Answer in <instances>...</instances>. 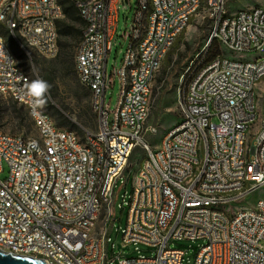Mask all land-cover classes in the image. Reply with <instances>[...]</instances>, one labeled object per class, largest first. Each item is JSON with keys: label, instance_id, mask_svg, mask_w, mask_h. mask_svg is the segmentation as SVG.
I'll return each mask as SVG.
<instances>
[{"label": "built area", "instance_id": "obj_1", "mask_svg": "<svg viewBox=\"0 0 264 264\" xmlns=\"http://www.w3.org/2000/svg\"><path fill=\"white\" fill-rule=\"evenodd\" d=\"M123 0H77L81 19L82 45L77 50L78 76L88 77L91 103L98 107L100 126L88 131L98 147L99 161L93 171L85 170L88 151L79 140L48 125L47 114L35 111L32 99L24 94L18 76L11 68L9 52L0 41V80L4 92L26 98L34 116L47 130L49 165L35 169L30 162L31 145L21 134H7L0 128V239L21 244H38L48 264H183L187 250L176 245L180 240H201L193 264H264V200L252 207L249 195L264 190V125L256 124L253 107L254 80L264 73V62H246V58L228 63L225 52L191 69L187 79L185 105L181 107L182 126L165 132L158 151H151L147 133L153 134L145 105L146 78H154L157 60H163L167 40L177 25L187 24L188 11L195 0H138L128 32L121 62L112 75L120 83L114 109L105 103L108 83L107 60L112 48L118 17L117 3ZM210 1L209 32H215L218 44L227 52L262 53L264 44V7L241 8L235 20L214 21V13L226 9V0ZM127 2V1H126ZM12 13H19L27 29L45 45L43 58L51 59L54 33H49L47 13L54 11L49 0H0V17L12 25ZM140 30L148 38L139 39ZM1 33V31H0ZM18 39V38H17ZM19 41V39H18ZM20 43V42H19ZM22 45V44H21ZM24 46V45H22ZM132 48H139L142 64H134ZM27 50V49H26ZM129 74V83H122ZM186 77V72H185ZM154 101V99L152 100ZM248 129V136H241ZM58 137H67V145L58 146ZM101 142H108V157H101ZM202 143V151H195ZM139 146L146 163L134 179V192L121 207H128L121 242L109 249L107 223L94 227L98 167H107L113 191L105 198L114 208L115 186L130 173L128 160ZM194 163L203 170L194 171ZM123 180L122 183H124ZM245 200V201H244ZM199 201H213L214 210L200 211ZM239 202L249 203L240 216L228 217V210ZM142 243L153 248L150 256L125 255L124 251Z\"/></svg>", "mask_w": 264, "mask_h": 264}, {"label": "rangeland", "instance_id": "obj_2", "mask_svg": "<svg viewBox=\"0 0 264 264\" xmlns=\"http://www.w3.org/2000/svg\"><path fill=\"white\" fill-rule=\"evenodd\" d=\"M138 0H127L124 4L119 1L117 3L118 17L115 26V34L112 40V48L107 60V77L108 83L113 82V85L108 87L105 92V103L109 104L110 109H114L116 101L118 98V92L120 88L119 80L116 76L112 75L113 69L117 68L121 62L123 52L127 47V40L122 36L124 32H128L130 25L133 21L134 9L137 5ZM227 6L231 11H236V9L241 8H254L256 6L264 7V0H226ZM191 25L188 26L186 31V41L175 42L173 46L168 51L165 58V62L168 64L165 71L159 70L155 83L153 84L154 102L151 108V114L149 118V123L157 126V133L151 134L147 133L146 137L150 141L154 148L160 146V141L163 134L175 126L179 122V112L176 105L177 99V87L179 85V75L183 69L187 66L189 60L194 58L201 48L206 43L210 22L203 8H200L191 20ZM69 60H73V52L76 47L74 39L69 40ZM219 49L221 52H225L226 57L231 59H255V57L261 58L264 56V51L262 53L256 52H227L220 45ZM264 50V44H263ZM21 51V50H20ZM22 52V51H21ZM72 52V53H71ZM34 61H30V70L27 69L26 72L30 76L31 81L37 76L42 77L43 70L51 72L53 76V85L55 91L54 95L51 97L52 103L62 110L63 115L75 123L78 127L76 130L81 136L80 131H96L97 130V112L94 110L91 103L90 92L79 82L75 69H66L64 55L60 58L55 57L51 59L43 58L37 56L35 53L31 52ZM26 56V55H25ZM19 59V63L23 60ZM37 59V62H35ZM264 85V80L257 83L255 86L256 90V110L259 112V118L264 117V91L262 87ZM169 90L167 93H164ZM41 100V99H40ZM161 100V101H160ZM42 104L45 103L41 100ZM90 107V112L84 117L83 109ZM23 116L24 119H20ZM0 128L8 133L21 134L25 137L36 136V130L32 124L27 109L24 108L19 103L14 105V99L8 95L0 94ZM68 128V127H65ZM143 158V153L137 146L134 152L130 155L128 160V166H130V173L127 175L128 179L126 183H122L126 179V174L122 178H119L116 186L114 195V208L113 215L110 216L107 222V232L109 236V249L111 244H114V250L117 251V245L121 242V230L125 227L128 207L124 205L121 207L122 197L124 194L125 201L129 199V195L132 191V180L134 174H137L140 160ZM8 174V166L6 163L3 164V171L0 173V177L4 178ZM264 195V191H255L248 197V201L253 204L257 198ZM245 201V200H244ZM246 203H241L242 206H246ZM203 244L201 240L191 241V240H180L176 241V245L179 247H184L187 250L183 264H193L194 256L197 249ZM137 250H135L134 245H131L129 250H125V255L131 256H150L153 254V248L139 243L137 244Z\"/></svg>", "mask_w": 264, "mask_h": 264}, {"label": "bare ground", "instance_id": "obj_3", "mask_svg": "<svg viewBox=\"0 0 264 264\" xmlns=\"http://www.w3.org/2000/svg\"><path fill=\"white\" fill-rule=\"evenodd\" d=\"M98 1H105V0H98ZM51 5H54V11L59 12L61 17L55 13H47V23L49 26V33H54L53 38V52L52 58H55L58 54V31L56 22L58 19L63 18L64 14L62 11V6L58 0H49ZM195 6L192 8V11H188V20L187 24H179L177 25V30H175L174 35L171 36L167 40V44L165 46V52L163 55V60L166 58L168 51L173 46L174 42L176 41L178 35L187 27V25L191 22L193 15L200 9L203 8L205 15L208 16V12H210V1L208 0H195ZM79 9V5H77ZM147 7H155V0H147ZM79 14L81 17V9H79ZM237 17V11L231 12L226 3V9L224 11H220L219 13H214V21H222L225 19L228 20H235ZM83 27L82 29H87V19H82ZM12 25L16 28V34L13 33L11 30L10 25L8 24L7 17H0V31L1 29H5L10 37L12 38L13 42L18 46V48L32 61L31 52L35 53L37 56H40V53H47L48 52V45H45L38 37L33 35V32L30 29H27L26 23H23V19L20 18L19 13H12ZM19 41H18V39ZM148 38V31L147 30H140L139 32V39H146ZM212 39H215V32H209L207 40L203 48L199 50L194 58H191L187 64V66L183 69V71L179 75V85L177 87V99L176 105H185V86H187V79H194V71L191 69L195 66L199 65V71H207V64H199L200 62L204 61V55L208 49V46ZM0 41L3 44L4 52H9V60L11 64V68L15 70V76H18V83L19 85H24V94L29 96L33 103L35 104V111L39 114H47L48 116V125L55 126L56 131L64 132L65 135L71 136L73 140H79V143L82 149L88 151V158L86 159L85 163V170L86 171H93L95 169V164H98L99 161V154H98V147L93 137H90L88 130H84L81 132V136L78 134L76 130H72L65 127H60L56 124L54 119L43 110V105L40 99L34 98L30 92L28 91V85L31 81L30 76L27 74L25 68L19 63V59L12 53V51L8 48L4 35L2 31L0 33ZM20 42V43H19ZM24 46H22V45ZM82 45V34L80 41L76 47L75 56H74V69L75 73L77 74L79 82L88 89V77L86 76H78V62H77V50L79 46ZM27 49V50H26ZM132 60L134 64H142V56L139 53V48H132ZM163 60H157L156 65V74H158L159 70L162 67ZM264 62V56L261 58L255 57V59H247L246 62ZM228 63H235V59L228 58ZM186 72V77H185ZM156 76L154 78H146L145 83V95H144V102L145 105L142 106V114H149L154 99L153 93V84L155 83ZM264 80V73L259 75L254 80V86L252 88V95H253V107H256V90L255 86L257 83ZM122 83H129V74H122ZM264 91V85L262 87ZM0 94L8 95L17 102L24 105L27 109L28 115L32 120V124L36 130V136L25 137L21 135V138H26V144L31 145V155H30V162L33 163L35 169H42V165H49V155H42V153H49V145H45V138H47V130L43 127L41 121L37 119L32 111L31 106H26V98H21L20 95H10L4 92V83L0 80ZM94 110L97 112V128L100 126V119L98 114V107L93 105ZM178 112L181 114V107H178ZM259 112L256 110V124L257 125H264V117L259 118ZM175 126H182V118L179 119V122ZM158 131L157 126H153V134H156ZM7 134H12L5 132ZM241 136H248V129H241ZM165 140V133L163 134L160 144L163 143ZM67 145V137H58V146H65ZM159 148V147H158ZM158 148H154L151 145V151H158ZM195 151H202V143H195ZM101 157H108V142H101ZM146 163V155H143V158L140 160V166L138 169L137 174H134V178L132 180V191L134 192V179H138V176L141 174L142 165ZM203 170V163H194V171H201ZM128 178L125 179L124 183H126ZM108 180V172L107 167H98L97 171V183H104L102 186L96 189V196H95V206L98 209V214L94 219V227H101L103 224H106L112 216V208H110L109 202L107 201V197L113 191V183H106ZM264 191V190H263ZM260 200H264V195L260 197ZM241 203L246 202H239L235 206H232L228 210V217H236L240 216L244 210H249V203L246 206H242ZM252 207H259V198L251 204ZM199 210L200 211H208L214 210V203L213 201H199ZM8 249H20L22 254L17 255H26L32 258L37 264H48L46 262V254L40 251V245L38 244H21L20 242H8ZM0 250L4 252H10L12 254H16V251H7V244H3L2 240L0 239Z\"/></svg>", "mask_w": 264, "mask_h": 264}, {"label": "trees", "instance_id": "obj_4", "mask_svg": "<svg viewBox=\"0 0 264 264\" xmlns=\"http://www.w3.org/2000/svg\"><path fill=\"white\" fill-rule=\"evenodd\" d=\"M59 3L62 6V11H63V18H60L56 22L58 34L60 36L58 40V46L59 51H58V58H60L62 55H64V61H65V67L66 69H74V58L73 60L68 61V57H71V54H69V46L70 42L68 40L71 39H79L81 38L82 34V27H83V21L80 17L79 14V9L77 7V0H58ZM2 34L4 35L5 42L8 46V48L12 51V53L17 57L21 58L23 61L20 63L25 69L28 71L30 70V61L27 59L28 57L25 56L23 52L20 51L18 46L13 42L12 38L8 34V32L5 29H1ZM184 33L182 31L181 35ZM178 42V41H176ZM186 43V42H185ZM187 45V43H186ZM221 53L219 49V44L217 40H212L208 46V49L204 55V58L206 60H210L214 58L215 56L219 55ZM168 54V53H167ZM56 56V57H57ZM34 59L32 58V62ZM37 62V59L36 61ZM168 64L165 62V59L162 62V69L165 71L167 68ZM42 72H44L42 75V78L46 80L49 84H51L54 80L51 72H48L46 70L42 69ZM53 85H51L49 93L45 96L43 99V102L45 103L43 105V110L48 113L56 122V124L60 127H68L69 129L72 130H77L78 127L75 123L71 122L68 120L62 113V110L56 107L52 101L51 97L54 95L55 91L53 89ZM169 90H166L164 93H167ZM161 101V100H160ZM16 100H14V105L17 104ZM24 107L23 104L19 103ZM25 108V107H24ZM90 112V107H86L83 109V116L86 117L87 113ZM20 119H24L23 116H20ZM81 133V131L79 132Z\"/></svg>", "mask_w": 264, "mask_h": 264}, {"label": "clouds", "instance_id": "obj_5", "mask_svg": "<svg viewBox=\"0 0 264 264\" xmlns=\"http://www.w3.org/2000/svg\"><path fill=\"white\" fill-rule=\"evenodd\" d=\"M51 85L44 80L42 77L37 76L35 79L30 81L28 85V91L30 94L37 99L43 100L49 93ZM120 264H128V261L122 260Z\"/></svg>", "mask_w": 264, "mask_h": 264}, {"label": "water", "instance_id": "obj_6", "mask_svg": "<svg viewBox=\"0 0 264 264\" xmlns=\"http://www.w3.org/2000/svg\"><path fill=\"white\" fill-rule=\"evenodd\" d=\"M127 0H123L126 2ZM0 264H37L32 258L26 255H17L0 250Z\"/></svg>", "mask_w": 264, "mask_h": 264}, {"label": "crops", "instance_id": "obj_7", "mask_svg": "<svg viewBox=\"0 0 264 264\" xmlns=\"http://www.w3.org/2000/svg\"><path fill=\"white\" fill-rule=\"evenodd\" d=\"M230 10V9H229ZM238 9H236V11H237ZM231 11V10H230ZM231 12H233V11H231ZM193 19V18H192ZM191 19V20H192ZM192 23L190 22L188 25H187V27L183 30L184 31V33L181 35V33L178 35V37H177V39H176V41H178V43H179V41H186V43H188V40H187V38H186V36H185V34H186V31H187V28H188V26L189 25H191ZM58 31V30H57ZM59 38H60V36H59V34H58V40H59ZM75 40V43H76V47H77V45H78V43H79V39H74ZM69 41V40H68ZM175 41V42H176ZM174 42V43H175ZM76 47H75V50H74V54H73V58H74V56H75V51H76ZM59 46H58V51H59ZM72 53V52H71Z\"/></svg>", "mask_w": 264, "mask_h": 264}]
</instances>
